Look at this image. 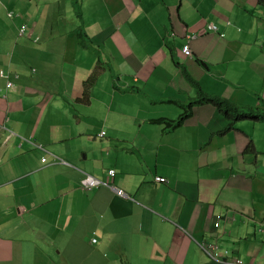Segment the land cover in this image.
<instances>
[{"label": "crops", "instance_id": "0c3cea01", "mask_svg": "<svg viewBox=\"0 0 264 264\" xmlns=\"http://www.w3.org/2000/svg\"><path fill=\"white\" fill-rule=\"evenodd\" d=\"M27 1L5 4L15 20L0 39V264H264V122L221 134L211 103L172 130L151 121L197 95L184 70L208 93L263 106L264 6L79 0L78 13L72 0L55 26L52 2ZM86 173L110 185L85 188Z\"/></svg>", "mask_w": 264, "mask_h": 264}, {"label": "trees", "instance_id": "16d2710c", "mask_svg": "<svg viewBox=\"0 0 264 264\" xmlns=\"http://www.w3.org/2000/svg\"><path fill=\"white\" fill-rule=\"evenodd\" d=\"M73 1L78 8V13H80L79 0H73ZM257 3L261 6H264V0H257ZM28 31H29V27L27 29V32ZM78 36H79V42L83 46H89L91 44V41L88 39L87 33L80 31L78 33ZM100 72H101L100 67L95 68V70L92 72L91 76L87 80L88 87H90L97 80V77L100 74ZM184 72L187 78L197 86L198 88L197 95L188 102H183L179 100H169V102L176 103L182 109V112L178 118L169 119L162 117V118L151 119V121L154 123L165 124L164 127L165 131L172 130L182 125L189 117L192 116L193 107L195 105H201L205 103H211L212 105H214L219 110V112L227 119V125L223 130L219 132L221 134L233 130L236 124L242 120L249 119L253 121H264V106L261 107V106L243 105L234 102L229 98L220 95L210 94L206 92L201 87L200 83L196 81L194 78H192V76L186 70H184ZM263 105H264V101H263Z\"/></svg>", "mask_w": 264, "mask_h": 264}, {"label": "built area", "instance_id": "2783aa9c", "mask_svg": "<svg viewBox=\"0 0 264 264\" xmlns=\"http://www.w3.org/2000/svg\"><path fill=\"white\" fill-rule=\"evenodd\" d=\"M8 15H9V16H13L14 13H13L12 11H10V12H8ZM27 29H28V25L25 24V23L22 24L21 27L19 28V34H20V35H24V34L28 33V32H27ZM208 29H209V30H212V31H214V32H218V31H219V26H218L216 23H214V22H210V23H208ZM220 34H221L222 36L225 35L224 32H220ZM194 36H195V35H194ZM38 39H39V37H35V38H34L35 41H37ZM183 50H184L185 54H187V55H191V54H192V50H191V47H190V44H189V43H186V44L184 45ZM1 74L4 75V76H6V74H5L4 71H1ZM13 86H14L13 81L8 80V82H7V87L11 89V88H13ZM104 133H105V131H103L101 135H103ZM43 160L45 161V160H46V157H43ZM115 173H116V170H115L114 168H111V169L108 170V174H109L110 176L115 175ZM156 180H157V181H160V182H165V181H167V178H166V177H163V176H157V177H156ZM81 184H82V186L85 187V188L97 187V186H100V185H102V184L110 185L107 181H104L103 179L98 178V177H96V176H94V175H92V174H89V173H86V175L82 178V180H81ZM112 186H113V185H112ZM113 187H114V186H113ZM115 188H116V187H115ZM116 190H117V192H118L119 194L124 195V196L126 195V193L123 191V189H121V188H116ZM222 218H223V215H222V214H217V215L215 216V226H216V227H219V226H220ZM260 230L264 233V227H261ZM92 241H93V242H96V241H97V238L94 237V238L92 239ZM202 247H203L208 253H210L211 256H212V253H213L212 251H213L214 249H217L219 246H218V244H212V245L202 244ZM226 252H227V250H226ZM234 263H236V264H244V261H243V259H241V258H237V259L234 261Z\"/></svg>", "mask_w": 264, "mask_h": 264}, {"label": "rangeland", "instance_id": "374dc122", "mask_svg": "<svg viewBox=\"0 0 264 264\" xmlns=\"http://www.w3.org/2000/svg\"><path fill=\"white\" fill-rule=\"evenodd\" d=\"M40 1H43V3H45L46 0H40ZM57 1L58 0H49V2H52V3L49 4L50 6L48 5V7H47V9L45 11V15L48 16L45 24H48L51 21L54 22L55 26L61 24V18L63 17V15L67 14L69 12V10H71V8H72L71 7V1L72 0H59L60 1L59 3H57ZM61 1H62V3H61ZM27 2L29 3L31 1L29 0ZM9 3H10V0H0V39L2 37H4L3 38L4 42L8 41L9 37H11L13 28H11L10 25H13L12 20H15L14 18H11L9 15H7L8 14V10H7V7H5V4L8 6V8H11ZM29 8L30 9H37V7L35 6V3H33V5L30 6ZM23 10H24V8H23ZM77 10H78V8H76V12H77ZM26 17H27V19L28 18H32V15L28 14ZM20 26H21V24H19L17 32L19 31ZM80 30L81 29H79V31ZM18 34H19V32H18ZM174 104H176V103H174ZM263 106H261V107H263ZM181 112H182V109H181ZM178 117L179 116H177V118ZM163 125L165 127V124H163Z\"/></svg>", "mask_w": 264, "mask_h": 264}]
</instances>
